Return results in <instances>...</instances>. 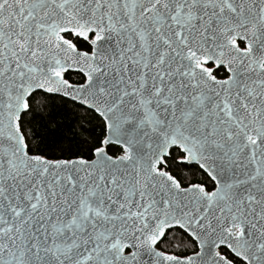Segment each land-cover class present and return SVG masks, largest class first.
Masks as SVG:
<instances>
[{"label": "snow or ice", "instance_id": "1", "mask_svg": "<svg viewBox=\"0 0 264 264\" xmlns=\"http://www.w3.org/2000/svg\"><path fill=\"white\" fill-rule=\"evenodd\" d=\"M0 264H264V0H0Z\"/></svg>", "mask_w": 264, "mask_h": 264}]
</instances>
